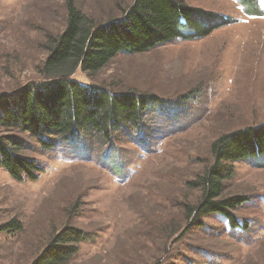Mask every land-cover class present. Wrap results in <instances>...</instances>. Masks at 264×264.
Segmentation results:
<instances>
[{"label":"rangeland","instance_id":"374dc122","mask_svg":"<svg viewBox=\"0 0 264 264\" xmlns=\"http://www.w3.org/2000/svg\"><path fill=\"white\" fill-rule=\"evenodd\" d=\"M132 1L76 0L97 21L121 16ZM186 2L232 22L73 75L158 97L143 129L124 128L114 146L83 136L85 145L45 149L27 132L0 128L22 138L20 153L41 167L37 179L19 181L0 166V264H30L68 222L91 240L66 264H264V154L234 162L225 182L224 196L249 197L233 211L248 228L209 214L187 232L184 216L185 204L202 196L188 182L213 163V142L264 123V0L253 14L241 0ZM66 16L65 0H0V96L44 78V42L64 30ZM13 220L22 228H2ZM174 228L182 230L173 235Z\"/></svg>","mask_w":264,"mask_h":264},{"label":"trees","instance_id":"16d2710c","mask_svg":"<svg viewBox=\"0 0 264 264\" xmlns=\"http://www.w3.org/2000/svg\"><path fill=\"white\" fill-rule=\"evenodd\" d=\"M65 2L64 30L48 35L44 42L47 55L40 67L44 78L12 95L0 96V128L27 132L45 149L60 141L85 145L83 136L110 144L124 128L143 129L144 115L162 102L151 94L111 92L81 82L73 76L77 70L94 75L119 53H143L178 39L203 38L232 22L186 0H133L127 7H119L121 16L106 21L83 12L76 0ZM257 2L241 0L249 14L261 12ZM23 145L20 137L0 134V166L16 180L37 179L41 167L20 153ZM211 151L213 163L188 182L202 196L197 203L184 206L186 231L203 226V218L209 214L225 217L233 228H248L233 211L249 197L224 196L225 182L234 174V162L264 154V123L221 135ZM7 227L18 230L22 224L13 220L2 228ZM180 230L174 228L170 233ZM90 240L89 232L68 222L53 232L30 264H66Z\"/></svg>","mask_w":264,"mask_h":264}]
</instances>
